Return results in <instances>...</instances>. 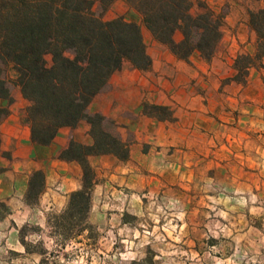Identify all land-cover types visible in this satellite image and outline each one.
<instances>
[{
    "label": "crops",
    "instance_id": "0c3cea01",
    "mask_svg": "<svg viewBox=\"0 0 264 264\" xmlns=\"http://www.w3.org/2000/svg\"><path fill=\"white\" fill-rule=\"evenodd\" d=\"M203 1L217 11L225 3L241 0ZM256 2L254 10L264 6V0ZM116 17L141 26L151 65L141 71L124 61L106 89L88 104L86 114L103 116L112 124V132L129 147L126 161L113 155L88 157L96 180L88 214L91 224L96 223L94 210L101 211L105 200L117 190L141 205L145 194L180 185L184 171L191 177V166L196 167L201 155L207 158L214 153L216 140L222 143L220 148L232 153V131H258V160L264 158V57L260 66L248 69L244 85L225 82L236 74V57L253 55L255 50L256 36L248 26L246 10L222 17V37L209 61L198 52L186 61L178 59L152 38L128 0H114L108 19ZM181 38L177 31L175 41ZM143 102L170 108L174 119L162 121L143 114ZM28 105L17 87L11 89L9 98H0V230L8 232V236L4 234L5 243H19V227L32 217L37 216L35 224L44 229L48 226L47 214L65 211L69 194L81 188L82 169L76 161L58 156L71 140L82 145L93 142L90 122L84 118L75 128L59 129L47 146L33 143L23 120ZM36 171L44 174V187L36 202L29 204L26 192Z\"/></svg>",
    "mask_w": 264,
    "mask_h": 264
},
{
    "label": "trees",
    "instance_id": "16d2710c",
    "mask_svg": "<svg viewBox=\"0 0 264 264\" xmlns=\"http://www.w3.org/2000/svg\"><path fill=\"white\" fill-rule=\"evenodd\" d=\"M113 1L0 0V98H9L11 89L19 88L29 102L23 120L29 126L31 141L47 146L59 129L75 128L84 118L90 122L92 144L71 140L58 156L76 161L82 169L81 188L69 194L67 207L58 216L63 230H72L75 219L84 225L80 232L90 227L88 214L96 180L88 157L113 155L120 161L129 157L128 145L112 132V124L100 114H86L90 100L106 89L124 61L141 71L151 65L139 24L122 17L103 18ZM128 2L152 38L178 59L186 61L194 52L206 61L213 57L222 37V17L208 7L192 15V0ZM247 15L256 36L255 50L253 55L236 57V74L226 83L244 85L248 69L260 66L264 57V6L248 10ZM177 31L182 35L178 42L174 39ZM141 112L162 121L174 119L166 106L143 102ZM43 187L44 174L32 173L26 201L35 203Z\"/></svg>",
    "mask_w": 264,
    "mask_h": 264
},
{
    "label": "rangeland",
    "instance_id": "374dc122",
    "mask_svg": "<svg viewBox=\"0 0 264 264\" xmlns=\"http://www.w3.org/2000/svg\"><path fill=\"white\" fill-rule=\"evenodd\" d=\"M249 1L214 11L205 1L192 0L190 12L196 15L206 6L223 17L256 9L258 2ZM113 3L103 13L105 20ZM46 60L50 64V56ZM230 135L232 153L216 140L214 153L191 166V177L184 171L180 185L145 194L141 205L117 190L101 211L94 210L96 223L88 222L83 232L76 219L72 230H63L62 213L47 214L44 229L35 224L37 216L23 223L19 243H5L8 232L0 230V264H264V158L258 160V131Z\"/></svg>",
    "mask_w": 264,
    "mask_h": 264
}]
</instances>
